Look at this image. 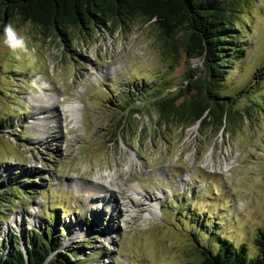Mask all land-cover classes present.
<instances>
[{
    "label": "rangeland",
    "instance_id": "rangeland-1",
    "mask_svg": "<svg viewBox=\"0 0 264 264\" xmlns=\"http://www.w3.org/2000/svg\"><path fill=\"white\" fill-rule=\"evenodd\" d=\"M230 9L244 31L219 87L250 112L217 132L160 133L139 105L147 84L172 93L202 64L181 45L166 58L151 25L71 29L62 43L13 21L30 54L18 61L0 40V239L48 232L61 243L54 254L69 252L73 264H198L199 251L224 241L255 255L264 230V0ZM132 104L135 122L107 138L108 122Z\"/></svg>",
    "mask_w": 264,
    "mask_h": 264
},
{
    "label": "trees",
    "instance_id": "trees-1",
    "mask_svg": "<svg viewBox=\"0 0 264 264\" xmlns=\"http://www.w3.org/2000/svg\"><path fill=\"white\" fill-rule=\"evenodd\" d=\"M234 0H0V32L7 22L16 19L30 23L40 30L44 40L68 42L69 30L111 31L116 24L127 25L140 20L157 32L162 53L173 58L177 45H181L191 60L202 64L190 70L183 84L174 92L166 88L148 87L140 93V106L148 105L156 116V129L161 133L168 128L186 130L198 125L208 131L226 130L230 121L239 114H248L249 107L241 111L230 102L220 89L222 77L231 63L237 61V41L244 31L240 16L233 14ZM245 21L244 19H240ZM227 92V93H226ZM143 99V100H142ZM122 104V103H121ZM139 105L121 106L125 111L108 123L107 138L115 140L140 115ZM131 109V110H130ZM240 117V115H239ZM137 123V122H136ZM137 138L144 126L137 123ZM5 199V198H4ZM0 196V203L5 202ZM13 209V207H11ZM4 215L0 213V219ZM52 219L51 217L49 218ZM50 233L30 229L22 233L21 240L14 234L0 239V264H73L69 252L58 253L60 242H51ZM23 241V242H22ZM24 244V247L21 245ZM223 242L219 251L203 248L198 264H264V230L254 239L256 254ZM202 246V245H201ZM7 247V248H6ZM76 264V263H74Z\"/></svg>",
    "mask_w": 264,
    "mask_h": 264
},
{
    "label": "clouds",
    "instance_id": "clouds-1",
    "mask_svg": "<svg viewBox=\"0 0 264 264\" xmlns=\"http://www.w3.org/2000/svg\"><path fill=\"white\" fill-rule=\"evenodd\" d=\"M0 40L20 61L30 54L26 35L22 34L12 22L4 25Z\"/></svg>",
    "mask_w": 264,
    "mask_h": 264
},
{
    "label": "bare ground",
    "instance_id": "bare-ground-1",
    "mask_svg": "<svg viewBox=\"0 0 264 264\" xmlns=\"http://www.w3.org/2000/svg\"><path fill=\"white\" fill-rule=\"evenodd\" d=\"M56 93V92H55ZM42 108V107H41ZM41 108H40V110H41ZM49 117H50V115H48ZM49 117H46V118H49ZM91 196V195H90ZM99 197H101V196H99ZM102 198V201H103V203H110V200H112L111 198H110V196H108V197H101ZM106 198V199H105ZM109 198V199H108ZM90 199V198H89ZM112 203H114L113 201H112ZM97 204V203H96ZM98 204L99 205H102V202L101 201H98ZM89 208L91 209L92 207V204L90 203L89 205ZM98 208H101V209H103L104 210V207H102V206H97ZM102 210V211H103ZM95 212H96V210H94ZM99 212V211H98ZM93 215H94V219L96 220L97 218H98V216L95 218V216H96V214L93 212ZM90 234V233H89Z\"/></svg>",
    "mask_w": 264,
    "mask_h": 264
}]
</instances>
